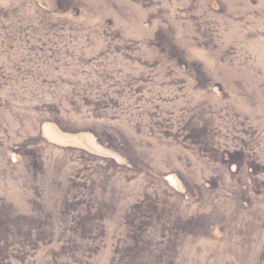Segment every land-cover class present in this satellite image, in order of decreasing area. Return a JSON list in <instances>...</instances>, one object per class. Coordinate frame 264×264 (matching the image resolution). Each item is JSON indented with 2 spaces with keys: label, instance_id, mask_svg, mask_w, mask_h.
Returning <instances> with one entry per match:
<instances>
[{
  "label": "rangeland",
  "instance_id": "rangeland-1",
  "mask_svg": "<svg viewBox=\"0 0 264 264\" xmlns=\"http://www.w3.org/2000/svg\"><path fill=\"white\" fill-rule=\"evenodd\" d=\"M0 264H264V0H0Z\"/></svg>",
  "mask_w": 264,
  "mask_h": 264
}]
</instances>
